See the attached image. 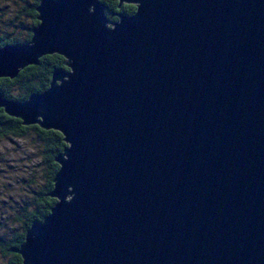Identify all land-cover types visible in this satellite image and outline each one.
Returning a JSON list of instances; mask_svg holds the SVG:
<instances>
[{"label":"water","instance_id":"1","mask_svg":"<svg viewBox=\"0 0 264 264\" xmlns=\"http://www.w3.org/2000/svg\"><path fill=\"white\" fill-rule=\"evenodd\" d=\"M40 0L0 78L46 55L50 88L0 109L64 136L57 200L22 264H264V0ZM111 25L112 27H110Z\"/></svg>","mask_w":264,"mask_h":264},{"label":"trees","instance_id":"2","mask_svg":"<svg viewBox=\"0 0 264 264\" xmlns=\"http://www.w3.org/2000/svg\"><path fill=\"white\" fill-rule=\"evenodd\" d=\"M21 8L12 16L13 36L7 44L29 43L32 29L39 24L37 19L40 0H21ZM105 15L113 22L119 21L120 15L131 16L136 7L123 4L119 8L118 0H101ZM118 15V16H117ZM3 44H0V47ZM65 59L58 55H46L36 65L20 70L14 79L0 78V94L4 99L25 102L33 95L43 94L50 88L54 72L66 69ZM67 70V69H66ZM45 133V134H44ZM33 135V141L40 147V163L43 184L33 191L31 201L26 202L12 216L8 217L11 225L5 224V236H0V264H22V257L16 253L25 241L26 232L34 222H42L50 214L57 200L49 196L54 187L53 179L59 170L55 158L63 152L67 144L64 136L53 130H43L39 126H23L21 120L10 117L0 109V139L8 137L25 138ZM38 166V167H39ZM8 222V221H7Z\"/></svg>","mask_w":264,"mask_h":264},{"label":"rangeland","instance_id":"3","mask_svg":"<svg viewBox=\"0 0 264 264\" xmlns=\"http://www.w3.org/2000/svg\"><path fill=\"white\" fill-rule=\"evenodd\" d=\"M21 5V0H0V30L4 33L5 30L12 33L10 20ZM39 156L40 147L33 141V135L0 139V236L6 235L5 224L11 225L8 217L31 201L33 191L43 184V167L36 166L40 163Z\"/></svg>","mask_w":264,"mask_h":264},{"label":"flooded vegetation","instance_id":"4","mask_svg":"<svg viewBox=\"0 0 264 264\" xmlns=\"http://www.w3.org/2000/svg\"><path fill=\"white\" fill-rule=\"evenodd\" d=\"M12 36H13V30H12V33H9L6 30H5V33H4L2 30H0V44H3L2 46H4L5 42H8L12 38Z\"/></svg>","mask_w":264,"mask_h":264},{"label":"bare ground","instance_id":"5","mask_svg":"<svg viewBox=\"0 0 264 264\" xmlns=\"http://www.w3.org/2000/svg\"><path fill=\"white\" fill-rule=\"evenodd\" d=\"M123 6V5H122ZM118 16V15H117ZM45 134V133H44ZM68 145V144H67ZM69 146V145H68ZM66 147V146H65Z\"/></svg>","mask_w":264,"mask_h":264}]
</instances>
